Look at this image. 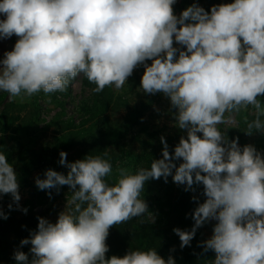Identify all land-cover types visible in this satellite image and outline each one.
Returning <instances> with one entry per match:
<instances>
[{
  "label": "clouds",
  "instance_id": "clouds-1",
  "mask_svg": "<svg viewBox=\"0 0 264 264\" xmlns=\"http://www.w3.org/2000/svg\"><path fill=\"white\" fill-rule=\"evenodd\" d=\"M175 2L0 0V38L18 37L0 59V91L10 101L63 92L80 74L95 93L106 87L118 92L143 65L140 91L166 96L175 126L186 130L171 155L161 137L162 158L135 171L119 168L114 183L106 180L113 171L107 153L67 162L61 151L58 163L67 174L48 169L35 184L57 191L67 185L70 198L55 223L37 218V230L20 241L31 245L32 258L17 250L15 264H176L155 248L105 256L110 227L141 216L155 222L141 194L149 179L167 182L169 176L185 191L202 184L206 197L192 212L191 230L173 229L181 248L211 219L213 234L203 248L214 251L212 264H264V154L239 146L218 127L233 124L232 114L251 106L255 118L245 132L264 133L258 99L264 95V0H232L209 11L192 4L179 17ZM18 188L0 152V194L18 202ZM0 218L7 215L0 212Z\"/></svg>",
  "mask_w": 264,
  "mask_h": 264
},
{
  "label": "trees",
  "instance_id": "trees-1",
  "mask_svg": "<svg viewBox=\"0 0 264 264\" xmlns=\"http://www.w3.org/2000/svg\"><path fill=\"white\" fill-rule=\"evenodd\" d=\"M210 8L206 7L205 11H209ZM84 83L91 88V103L86 106L88 119L83 120L78 128L68 129L72 135L69 141L58 143L56 140L52 147H44L30 153L28 149L20 148L14 157L3 149V141H0V152L6 154L7 161L12 164L17 174L18 193L31 195L24 200L23 206H30L33 200H37L39 204L46 203L54 199L58 192L65 191L71 195L67 185L60 186L57 191L40 190L35 184V179H43L48 169L67 174L68 169L58 163L61 151L67 153V162L83 159L88 154L104 156L107 153L105 158H110L113 171L106 180L114 183L118 178L119 168L135 171L139 167H148L154 159L162 158L161 137H164L171 155L179 139L184 136L186 130L175 125L170 131L164 126L144 125L145 114L164 96L162 93L155 95L145 93L143 99L130 104L121 101L110 87L95 93L92 91L94 84L87 78L84 79ZM5 109L0 113L1 129L2 127L6 129L20 119L19 115H10ZM119 111H122L120 118L113 119V115ZM87 123L89 125L84 127ZM246 127L247 125L240 124L238 128L226 130V135L229 140L238 138L237 142L241 147L249 144L255 147L244 139L242 132ZM128 134L134 139L135 148L123 142ZM181 162L182 160L174 161L177 166ZM193 189L185 191V186L174 183L171 176L167 178V182L163 177L146 181L141 196L148 212L155 215V222L148 223L146 217L141 216L110 227L106 239L109 249L105 254L106 258L122 257L129 248H155L157 254L165 260L172 256L176 264H212L210 262L214 261L215 253L211 249L205 251L203 241L212 236L215 223L207 221L197 228L190 245L183 248L180 247L179 237L173 232L174 228L191 230L194 224L192 212L198 203H203L206 199L202 184L193 185ZM193 197L197 199L194 200ZM2 198L0 204L12 200L11 194H2ZM26 209L27 212H23L22 215H16L8 206L2 211L7 215V219L0 218V264H15L14 252L17 250L26 253L29 259L32 258L29 251L31 245H21L20 241L29 238L30 233L37 230V218L42 215L31 212L28 207ZM48 212L50 211H45Z\"/></svg>",
  "mask_w": 264,
  "mask_h": 264
},
{
  "label": "rangeland",
  "instance_id": "rangeland-1",
  "mask_svg": "<svg viewBox=\"0 0 264 264\" xmlns=\"http://www.w3.org/2000/svg\"><path fill=\"white\" fill-rule=\"evenodd\" d=\"M231 2L232 0H176L172 8L173 13L179 17L180 13L192 4H197L205 9L208 6L212 7L214 5ZM0 19H3V17L0 16ZM17 39L18 37L15 35L7 39L0 38V59L3 58L6 51L12 50ZM173 46L183 49V46L177 45L175 41ZM145 63L150 64L151 61L148 60ZM143 71V65H138L133 70L132 75L127 78L126 84L122 89L117 92L112 88L115 95L121 101H127L131 104L143 99L145 93L139 89ZM85 78L83 74H80L70 82L68 88L63 92L57 91L48 95L40 92L23 100L16 98L10 101L8 93L0 91V113L2 109L6 108L5 110L10 115L20 116V119L13 122L11 126H8L6 129L4 127L2 129L0 128V141H3V149L7 150L14 157L20 148L28 149L30 153L36 152L44 147H52L56 140H58V143L69 141L72 135L68 129H76L82 125L83 120L88 119L86 106L91 103V88L84 83ZM167 99V97L162 96L159 101H156L151 106L145 114L144 125L149 127L151 125H157L158 127L164 126L167 131L172 129V126L175 125V109L171 107L170 100ZM258 99L264 104V95L259 96ZM121 115L122 111H119L113 115V119H118ZM232 118L234 123L220 124L218 125L220 130L226 131L228 129L238 128L240 124L247 125V122L255 118L254 109L249 106L247 110L233 113ZM88 125L87 123L84 127ZM246 130L247 127L242 132L245 141L254 144L255 149L264 154V133L254 130L251 135H248L245 132ZM183 135L186 136V131ZM123 142L132 148L136 147L134 139L131 138V134H128ZM19 195L20 200L18 202L11 200L8 203L0 204V212L4 211V208L11 204L13 212L16 215H22L23 211L21 209H25L26 207L23 206L24 200L28 197L30 198L31 195L27 193H21ZM67 198H70L67 192H58L54 199H50L46 203L39 204L36 202L37 200H33L34 202L27 207L31 212L42 215V218H45L51 223H55L58 214L65 209ZM2 199V194H0V201ZM17 203L19 207H17ZM48 210L50 212L45 213ZM209 221L216 223L215 220L210 219ZM208 235L209 232L207 233Z\"/></svg>",
  "mask_w": 264,
  "mask_h": 264
}]
</instances>
